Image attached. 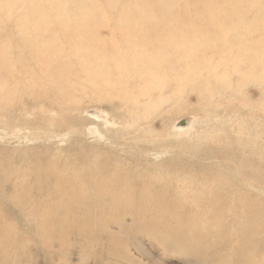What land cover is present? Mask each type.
<instances>
[{
	"label": "rangeland",
	"instance_id": "374dc122",
	"mask_svg": "<svg viewBox=\"0 0 264 264\" xmlns=\"http://www.w3.org/2000/svg\"><path fill=\"white\" fill-rule=\"evenodd\" d=\"M176 2L0 0V264H264V0Z\"/></svg>",
	"mask_w": 264,
	"mask_h": 264
},
{
	"label": "bare ground",
	"instance_id": "6f19581e",
	"mask_svg": "<svg viewBox=\"0 0 264 264\" xmlns=\"http://www.w3.org/2000/svg\"><path fill=\"white\" fill-rule=\"evenodd\" d=\"M175 1V0H174ZM170 2H171V0H170ZM177 2H178V0H177ZM176 2V3H177ZM165 5H167V4H165ZM258 22V21H257ZM134 29H138V31H140V33H137V32H131V33H129L128 34V38H131L133 41H136V40H139L140 42H149V45H156L155 44V40H150V38L148 39V40H146V37H148L149 36V33H148V31H145V30H143L140 26H138V25H135V27L134 26H132ZM158 26L156 25V28H157ZM162 27V26H161ZM165 27V26H164ZM140 28H141V30H140ZM199 29H204L203 27H200ZM153 31V33H154V29L152 30ZM213 34V33H212ZM127 35V34H126ZM154 35H156V36H160V35H158V34H154ZM210 35V34H209ZM126 38H127V36H126ZM150 40V41H149ZM233 40V39H232ZM253 41L254 40H252V43H253ZM157 43H160V44H162V46L163 47H165L164 45H165V42L164 41H156ZM236 43V42H235ZM258 44H255L254 46L256 47ZM148 46V45H147ZM254 47V48H255ZM243 48H247V49H250V50H253L254 51V49H252V46L251 45H249V44H246V45H244V47ZM262 50V49H261ZM260 50V51H261ZM207 51V50H206ZM130 52V51H129ZM257 53H259L260 54V52L259 51H257ZM135 56H136V58L134 59V60H136V61H138L139 59H141L140 57H142V54H141V52H139V53H137V54H134ZM260 55H263V54H260ZM61 60V59H60ZM143 60V59H142ZM225 60V59H224ZM223 60V61H224ZM248 61H249V63H250V65L252 66V67H256V66H258L261 62H260V60L257 58V57H251V58H248L247 59ZM116 61V60H115ZM126 62V61H125ZM138 62H140V61H138ZM153 63L150 65V67L151 68H154V67H156V66H159L160 64H162L163 62L161 61V60H153L152 61ZM117 63V62H116ZM127 63V62H126ZM134 63H136V62H134ZM118 64V63H117ZM138 64V63H137ZM116 66H118V65H116ZM135 66H136V64H135ZM149 65L147 64V67H148ZM146 67V63H144L142 66H141V69H143V68H145ZM140 68V67H139ZM139 68L138 69H136V70H139ZM140 69V70H141ZM150 83H151V81H150ZM219 84V83H218ZM100 88H102V87H100ZM222 92V91H221ZM212 94V93H211ZM214 94V93H213ZM207 96V95H206ZM241 104H242V102H241ZM180 129H182V128H180ZM189 147V146H188ZM196 149V148H195ZM163 151H164V148H163ZM165 152V151H164ZM199 154V153H198ZM220 155V154H219ZM203 158H204V156H202ZM207 157V156H206ZM195 161V160H194ZM198 162V161H197ZM206 166V165H205ZM216 166V165H215ZM212 167V166H211ZM218 169V168H217ZM216 169V170H217ZM247 183V182H246ZM250 186V185H249ZM97 187V186H96ZM253 189H255V188H253ZM181 194V193H180ZM136 203V202H135ZM11 209V208H10ZM137 209V208H136ZM106 210V209H105ZM11 211V210H10ZM137 217V216H136ZM136 222H138V221H136ZM204 234V233H203ZM203 238V237H202ZM2 240H3V238H2ZM3 242V241H2ZM183 243V242H182ZM192 244V243H191ZM193 245H195V244H193ZM194 247V246H193ZM190 248V247H189ZM196 249V248H195ZM194 249V250H195Z\"/></svg>",
	"mask_w": 264,
	"mask_h": 264
}]
</instances>
